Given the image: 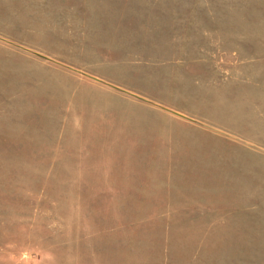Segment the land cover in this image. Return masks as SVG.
Wrapping results in <instances>:
<instances>
[{
  "label": "rangeland",
  "instance_id": "374dc122",
  "mask_svg": "<svg viewBox=\"0 0 264 264\" xmlns=\"http://www.w3.org/2000/svg\"><path fill=\"white\" fill-rule=\"evenodd\" d=\"M0 264H264V0H0Z\"/></svg>",
  "mask_w": 264,
  "mask_h": 264
}]
</instances>
